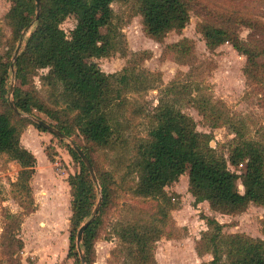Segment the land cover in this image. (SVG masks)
<instances>
[{"label":"trees","instance_id":"trees-1","mask_svg":"<svg viewBox=\"0 0 264 264\" xmlns=\"http://www.w3.org/2000/svg\"><path fill=\"white\" fill-rule=\"evenodd\" d=\"M10 1L11 6L4 15L10 32L9 57L24 29L31 26L29 35L23 37L20 53L14 62L16 85L13 103L22 114L34 115L35 111L45 113L56 121L50 125L68 137L78 132L86 144L76 143L91 161L98 179L100 193L81 158L67 144L69 153L79 164V170L66 179L71 195L68 250V257L73 259L71 264H81L76 234L81 224L91 217L99 194L102 197L98 214L84 230L81 242L86 264H90L103 214L113 201V188L109 182L113 174L98 170L91 154L93 148L115 153L118 147L127 146L125 131L129 127V119L125 112L129 101L126 95L151 88V78L147 73L137 72L135 58L113 73L103 72L93 61L117 52L125 53V37L118 21H115L111 4L126 0H40L36 21L35 0ZM136 1L145 33L156 41H161L168 32L181 31L189 21V0ZM69 16H73L75 25L67 35L61 23ZM242 26L251 30L246 38L239 34L238 27ZM199 29L207 48L214 49L223 43H230L246 57V78L256 73L264 76V39H256L264 37V22L230 17V20H222L218 25L202 23ZM261 30L263 33L259 32ZM187 42V39H183L172 47L177 51L182 48L188 51L190 46ZM259 57L263 58L262 64L257 61ZM9 68L10 63L0 56V153L21 166L12 185L26 198V202H21L26 212H33L35 205L30 179L35 172L36 157L22 146L20 136L29 124L39 130L44 129L18 116L20 114L10 108L7 100ZM43 69L46 72L40 80L58 94L59 102L64 106L58 108L60 110H50L38 98L37 90L30 86L33 75ZM164 93L173 96L170 100L160 99L145 114V134L137 137L130 161L126 163L120 156L116 157L118 163L125 164L137 175V181L129 191L135 197L154 198L159 205L162 204L156 214L151 215L147 211L146 217L145 211L137 210V220L122 219L113 227V233L127 245L124 249L126 254L134 262L137 254L144 264H158L153 248L162 234L150 225H153L155 218L158 221L165 219L166 210L174 208L171 203L173 197L168 196L165 188L177 182L185 172L188 177L187 190L194 197V204L206 201L211 210L228 215L244 211L250 203L264 206L263 142L246 138L243 126L237 127L223 118L221 120L225 124L227 122L232 126L235 136L226 148L227 154L218 152L209 145L210 136L199 132L195 120L180 108L184 100L183 104L196 105L206 116L208 100L201 99L199 94L193 95L190 84H173L166 87ZM209 108L215 110L213 104ZM61 113L64 118L59 117ZM242 164V172L229 168H238ZM238 180L243 192L238 190ZM4 218L0 233V264H22L19 252L23 243L18 237L22 214L7 211ZM208 226V230L202 233L203 246L197 249V253H210L212 259L209 264H264V239L240 233L225 234L214 218H208Z\"/></svg>","mask_w":264,"mask_h":264},{"label":"rangeland","instance_id":"rangeland-1","mask_svg":"<svg viewBox=\"0 0 264 264\" xmlns=\"http://www.w3.org/2000/svg\"><path fill=\"white\" fill-rule=\"evenodd\" d=\"M189 2L188 23L179 32H168L161 41H156L145 33L142 18L137 12L136 0L111 4L115 21H118L125 37V53L117 52L108 57L95 58L93 61L103 72L113 73L120 71L128 65L129 60L135 58L138 64L137 72L147 73L151 78L152 87L138 92L132 91L126 95L129 101L125 112L129 119V127L125 131L127 146L118 147L115 153L93 148L91 156L95 167L113 174L109 181L113 188V201L103 214V223L94 241L90 264H144L137 254L135 262L126 254L124 249L127 245L113 233V227L122 219L137 220L135 214L137 210L145 211L146 217L148 213L156 214V210L162 204L159 205V201L154 198L135 197L129 191L137 181V175L126 168L125 164L118 163L117 158L120 156L126 163L130 161L135 151L137 137L145 134L147 122L145 114L150 112L160 99L170 100L173 96L165 95L166 87L173 84L179 86L190 84L193 95L199 94L201 99L208 100L206 107L209 111L206 116L196 105L183 104L184 100L181 101L180 108L195 120L199 132L210 136L209 145L218 152L227 154L226 148L235 136L232 126L227 122L225 124L221 120L223 118L237 127L243 126L246 138L264 144V76L256 73L246 78L244 74L246 57L230 43H223L214 49L207 48L199 29L202 23L218 25L222 20H230V17L264 22V0H189ZM10 6V0H0V56L2 60L11 64L16 47L9 57L10 32L4 22V15ZM74 25L75 19L69 16L61 23V28L68 35ZM238 31L242 38H246L251 32L244 26L238 27ZM259 32L263 33V30ZM28 35L29 32L26 36ZM183 39L188 40L190 50L186 51L184 48L181 51L175 50L172 45ZM256 39L263 40L264 37ZM257 61L262 64L263 58L259 57ZM9 70L8 87L11 84L15 87L16 80L13 79L11 68ZM45 72L43 69L33 75L30 86L37 90L38 98L50 110H60L58 108L64 106L59 102L58 94L40 80ZM211 104L215 110L209 108ZM71 114L73 115V112ZM18 116L34 123L35 119H41L49 124L56 123L45 113L38 111H35L34 115L20 113ZM59 117L64 118L63 113L59 114ZM29 126L31 130L28 129ZM71 139L80 145L86 144L78 132ZM61 140L32 124L27 125L21 133L20 143L38 154L37 165L40 166L30 180L35 205L33 212H26L24 205L21 204L27 201L26 198L12 185L21 168L16 161L0 153V233L7 211L22 214V223L18 231V237L23 243V248L19 252L22 264L73 262V259L68 257L71 195L66 179L79 170V164L69 153L67 144L70 145V142L66 139ZM55 160H60L68 166L65 165L64 171L57 170ZM229 168L242 172L244 165ZM187 182L185 172L176 183L165 188L168 196L173 197L171 203L174 208L166 210L165 219L158 221L155 218L153 225H150L162 234L153 248L158 264H209L212 259L210 253H197V249L203 246L202 233L209 228L208 218L217 220L225 234L240 233L264 239V206L250 203L244 211L232 215L215 212L207 203L194 207L193 199L187 191ZM237 186L240 192L244 191L240 180ZM96 189L99 193L98 187Z\"/></svg>","mask_w":264,"mask_h":264},{"label":"water","instance_id":"water-1","mask_svg":"<svg viewBox=\"0 0 264 264\" xmlns=\"http://www.w3.org/2000/svg\"><path fill=\"white\" fill-rule=\"evenodd\" d=\"M35 3H36V15H35L34 21H36L38 19L40 7H41V1L35 0ZM30 27L31 26L25 28L24 31L22 32V36L20 37L19 42H18L16 49L14 51V54H13L12 63L10 64L11 72L13 73V79L15 78L14 62L20 53V50L22 47L23 37H25L27 35L28 31L30 30ZM13 90H14V86L11 84L9 87V91H8V104L14 112H16L17 114H20V112L18 111V109L16 108V106L13 103V97H12ZM35 122L39 126H41L44 130L56 135L58 138H60L62 140L66 139L70 142V146L78 154V156L81 158V160L83 161V163L87 167L88 172L90 174V177H91L92 181L94 182V184L98 187V190L100 193V187H99V183H98V179H97L94 167H93L91 161L89 160V158L86 156V154L81 149V147L76 143V141L71 139V137L66 136L60 130H58L54 126L50 125L49 123H47L41 119H35ZM101 200H102V197L99 194L97 205L95 206L91 217L81 224V226L78 228V231L76 234V247H77V251L79 253L81 264H86L85 256H84V253H83L82 248H81L83 233H84V230L86 229V227L93 221L95 216L98 214V209H99Z\"/></svg>","mask_w":264,"mask_h":264},{"label":"crops","instance_id":"crops-1","mask_svg":"<svg viewBox=\"0 0 264 264\" xmlns=\"http://www.w3.org/2000/svg\"><path fill=\"white\" fill-rule=\"evenodd\" d=\"M28 129L29 130H31L32 128H30V126L28 127ZM26 148V147H25ZM27 149V148H26ZM30 151V150H29ZM34 155H35V157H38V154H36L34 151L32 152ZM18 165H19V163L18 162H16ZM19 167L21 168V166L19 165ZM39 167L40 166H38L37 165V158H36V167H35V172H34V174L35 173H37V171H38V169H39ZM34 174L32 175V177L34 176ZM31 180V179H30ZM67 183V182H66ZM174 183H176V182H174ZM67 185H68V183H67ZM187 185H188V182H187ZM188 191V190H187ZM189 193V192H188ZM190 194V193H189ZM190 197L193 199V203H194V197L190 194ZM202 203H207L208 204V202H206V201H203V202H199V203H197V204H193L194 205V207H200V205H202Z\"/></svg>","mask_w":264,"mask_h":264},{"label":"built area","instance_id":"built-area-1","mask_svg":"<svg viewBox=\"0 0 264 264\" xmlns=\"http://www.w3.org/2000/svg\"><path fill=\"white\" fill-rule=\"evenodd\" d=\"M54 165L56 166L57 170L64 171L65 170V165L60 161V160H55ZM68 166V165H66Z\"/></svg>","mask_w":264,"mask_h":264}]
</instances>
